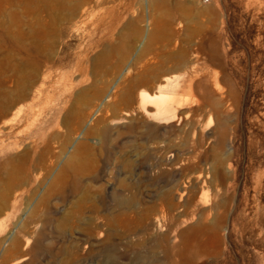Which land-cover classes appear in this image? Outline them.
I'll return each mask as SVG.
<instances>
[{"label": "rangeland", "instance_id": "obj_1", "mask_svg": "<svg viewBox=\"0 0 264 264\" xmlns=\"http://www.w3.org/2000/svg\"><path fill=\"white\" fill-rule=\"evenodd\" d=\"M257 216L264 0H0V264H264Z\"/></svg>", "mask_w": 264, "mask_h": 264}, {"label": "bare ground", "instance_id": "obj_2", "mask_svg": "<svg viewBox=\"0 0 264 264\" xmlns=\"http://www.w3.org/2000/svg\"><path fill=\"white\" fill-rule=\"evenodd\" d=\"M170 81L171 76H165L164 83L158 86L157 92L150 93L145 89H142L139 92V103L141 108L146 111H149L147 107L153 105L155 109L152 113L155 114L157 117H161L160 119H162L163 122L170 120V118L175 115L176 110L182 107L180 101L177 99L175 94L163 90V88L167 87V85L170 86ZM173 105H175V108H173ZM257 209L260 211L259 208ZM254 221L257 225L260 226L259 233L264 234V224L259 222V216L255 217Z\"/></svg>", "mask_w": 264, "mask_h": 264}]
</instances>
